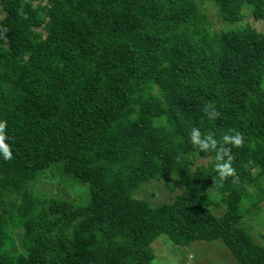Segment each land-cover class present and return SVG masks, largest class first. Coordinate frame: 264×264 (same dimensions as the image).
I'll return each instance as SVG.
<instances>
[{"label":"trees","instance_id":"1","mask_svg":"<svg viewBox=\"0 0 264 264\" xmlns=\"http://www.w3.org/2000/svg\"><path fill=\"white\" fill-rule=\"evenodd\" d=\"M36 1L0 0V264H152L159 236L264 264V33L236 26L264 0ZM49 169L83 199L35 191Z\"/></svg>","mask_w":264,"mask_h":264},{"label":"rangeland","instance_id":"2","mask_svg":"<svg viewBox=\"0 0 264 264\" xmlns=\"http://www.w3.org/2000/svg\"><path fill=\"white\" fill-rule=\"evenodd\" d=\"M37 2H45V0H37ZM202 8L208 13L211 20V29H220L234 26L233 24H223L215 14V7L210 3H205ZM243 12L246 14V19L236 24V26L250 25L256 30L264 33V19L254 20L249 7H244ZM0 12V18L2 17ZM206 158L197 157L195 163H205ZM63 175L58 170L49 169L41 174V179L35 184V191H42L45 195L61 194L62 197L81 198L86 194V187L80 184H72L67 186ZM244 177V176H242ZM245 184H251L252 179L249 176L243 179ZM180 186L175 175L166 176L160 180L143 183V185L134 191L137 197H143L156 204L162 201H168L177 192H180ZM224 209L221 204L213 208V212L220 214ZM251 231L254 238L264 245V203L260 214L249 221ZM11 232L17 242L20 241V230L11 228ZM219 240H195L187 246L178 247L173 245L164 236H159L152 244L154 258L152 264H235L232 253Z\"/></svg>","mask_w":264,"mask_h":264},{"label":"clouds","instance_id":"3","mask_svg":"<svg viewBox=\"0 0 264 264\" xmlns=\"http://www.w3.org/2000/svg\"><path fill=\"white\" fill-rule=\"evenodd\" d=\"M2 128H3V124H0V129ZM0 143H2V137H0ZM4 156L6 159L11 157V151L8 150L6 146H5Z\"/></svg>","mask_w":264,"mask_h":264}]
</instances>
